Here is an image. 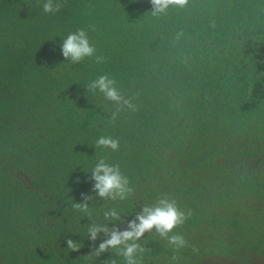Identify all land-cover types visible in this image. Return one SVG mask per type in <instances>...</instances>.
Returning <instances> with one entry per match:
<instances>
[{"label": "trees", "instance_id": "trees-1", "mask_svg": "<svg viewBox=\"0 0 264 264\" xmlns=\"http://www.w3.org/2000/svg\"><path fill=\"white\" fill-rule=\"evenodd\" d=\"M59 2L48 15L43 0H0V264H124L89 258L105 237L85 227L124 230L162 195L190 212L175 230L189 247L146 233L141 264H264V0H189L159 17L150 0ZM77 29L103 63L63 57ZM102 74L135 110L111 119L117 106L87 88ZM102 135L119 150L98 148ZM100 159L128 177L125 201L92 191ZM82 194L91 217L72 209Z\"/></svg>", "mask_w": 264, "mask_h": 264}, {"label": "clouds", "instance_id": "clouds-1", "mask_svg": "<svg viewBox=\"0 0 264 264\" xmlns=\"http://www.w3.org/2000/svg\"><path fill=\"white\" fill-rule=\"evenodd\" d=\"M152 6L151 14L159 17L167 15L169 9H184L188 6L189 0H150ZM62 4L59 0H43L42 11L44 14L54 15L61 10ZM212 27H215L212 22ZM183 36L182 32L176 33L174 40L179 41ZM62 55L72 64H78L86 58L95 57L96 63H103L104 57L96 56V48L90 43L88 33L84 29H77L63 39ZM87 88L89 91L102 93L104 98L115 104L116 111L111 119L114 121L118 114L124 110H135L132 98L123 96L117 88V82L107 74L99 75L92 80ZM96 146L113 152L119 150V141L112 136L102 135L97 138ZM90 180L94 182L92 191L102 200L113 202L125 201L132 194L134 189L130 186V181L125 176L119 165H114L100 159L91 171ZM95 198L91 195L82 194V203H73L72 209L91 217L92 212L89 202ZM190 212L181 209L176 200L162 195L153 205H144L142 210L135 215V219L127 223L124 230L119 227H108V223H97L93 221L85 227V234L89 240L95 244L99 235L103 233L104 240L94 247L89 258L99 257L102 253L114 251L115 254L123 258L124 264H141L145 248L139 243L146 233L155 232L160 239L167 242L174 253H179L182 249L189 247V242L182 234L175 232L189 218ZM106 222L118 224L121 222L120 211L116 207L106 209L103 213ZM68 250L78 252L82 247L81 243L71 239L66 241ZM193 251H197L195 246ZM175 261L177 256H173ZM107 264H117L116 260H110Z\"/></svg>", "mask_w": 264, "mask_h": 264}]
</instances>
